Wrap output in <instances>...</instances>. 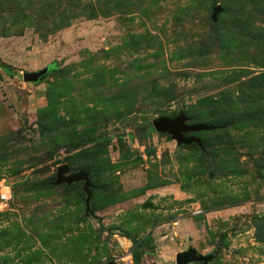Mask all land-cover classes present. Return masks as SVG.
<instances>
[{
    "label": "rangeland",
    "instance_id": "obj_1",
    "mask_svg": "<svg viewBox=\"0 0 264 264\" xmlns=\"http://www.w3.org/2000/svg\"><path fill=\"white\" fill-rule=\"evenodd\" d=\"M261 106L264 0H0V264H264V121L184 134L216 171L151 126ZM62 164L89 173L91 215L82 181L52 185Z\"/></svg>",
    "mask_w": 264,
    "mask_h": 264
},
{
    "label": "water",
    "instance_id": "obj_2",
    "mask_svg": "<svg viewBox=\"0 0 264 264\" xmlns=\"http://www.w3.org/2000/svg\"><path fill=\"white\" fill-rule=\"evenodd\" d=\"M219 7L215 6L213 12L217 13ZM49 67H43L36 71L24 72L21 76L23 82L37 83L39 79L48 71ZM152 129L156 133H165L175 141L176 145H190L195 144L200 147L199 139L192 136H184V134L198 133L201 131H211L215 127L206 123H189L188 118L180 113L175 117H158L151 121ZM68 172L67 165L62 164L56 168L54 175L53 186L66 185L69 186L79 181L83 182L82 191L85 194L84 198V214L91 215L88 204L90 199L91 183L89 180V173L83 169L66 175ZM249 225L255 231V238L258 241H264V216L254 217L249 220ZM208 257L197 255L193 249H189L185 252H181L175 255L174 264H187L189 262H203L205 263ZM105 264H115L113 260L108 261Z\"/></svg>",
    "mask_w": 264,
    "mask_h": 264
},
{
    "label": "trees",
    "instance_id": "obj_3",
    "mask_svg": "<svg viewBox=\"0 0 264 264\" xmlns=\"http://www.w3.org/2000/svg\"><path fill=\"white\" fill-rule=\"evenodd\" d=\"M45 14H49V13H45ZM65 18H66V20H65ZM65 18H63V17H58L57 18L56 17V18H53L54 21L51 23V26L46 25V24H39V25H37L36 27H33V28L35 29V31L38 34L40 33L39 34L40 38L44 39L46 36H48L49 34H52L56 30H59L61 28H65L66 26H68L69 17H65ZM261 107L262 108L249 109L248 112H244V114H239V115H235V114L231 115V114H229L228 116L224 117V119H222V120H218L217 122H209V125L214 126L215 127L214 130H216L218 128L217 124H219V121H229L232 124H237V125L238 124H240V125L241 124H250L254 120H258V119H260L261 121H264V106H261ZM211 131H213V130H211ZM211 131H201V132H211ZM198 133H200V132H198ZM190 145H195V144H190ZM195 146H197V145H195ZM201 146H202L203 151H202L201 147H197V148L201 152H203L202 154L204 156V162L212 164L213 169L215 171H216V169H220V167H221L220 162L221 161H219L218 159H215V157H213L212 155L210 156V153L208 151H206L210 147L209 144H208V140L201 141ZM211 157H213V159L210 162ZM138 256H139V252H136V257H138Z\"/></svg>",
    "mask_w": 264,
    "mask_h": 264
}]
</instances>
